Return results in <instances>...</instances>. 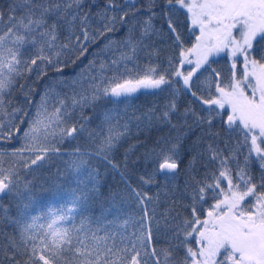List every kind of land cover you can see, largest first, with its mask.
I'll return each instance as SVG.
<instances>
[{"label": "snow or ice", "instance_id": "snow-or-ice-1", "mask_svg": "<svg viewBox=\"0 0 264 264\" xmlns=\"http://www.w3.org/2000/svg\"><path fill=\"white\" fill-rule=\"evenodd\" d=\"M134 4L135 0H124L123 5L117 0H106L104 10L98 13L104 21L103 27L96 32L104 35L116 31L117 20L121 25L126 24L130 12L134 15ZM82 5L83 0H14L4 29L0 30V106L3 105L2 94L13 85L14 77L34 69L43 74L45 65L61 71L65 65L60 59L62 50L70 46L78 50L79 56L87 52V43L94 42L97 37L89 32L90 13L80 14ZM157 7L167 23L168 34L173 37V55L168 58V67L161 71L158 65L149 63L142 73L133 75L125 63L128 73L125 75L103 61L99 65L91 61L95 72L89 73L91 79L87 89L73 91L68 98L58 97L51 111L48 110V95L42 96L35 118L23 133L25 144L11 153L17 157V163L6 168L0 162V194L15 190L21 179L20 167L28 171L33 166H42L49 154L59 153L58 144L86 130L85 124L71 121L77 110L81 119L86 120L83 109L94 107L101 98L130 96L141 88L170 90L172 98L156 118L171 124V116L178 114V123L173 127L200 128L209 139L199 155L207 158L205 167L209 162L217 165L212 171H206L203 179L193 175L190 182L186 181L185 189H190L191 203L186 205L191 210L190 216L182 225L170 224L174 218L170 217L169 210L157 219L155 208L149 210V201L158 203L159 193L152 197L131 188L141 215L128 213L121 219L124 214L113 203L117 214L112 219H106L108 210H105L94 220L83 216L78 226L69 228L65 222L81 199L76 197L67 213L63 209L50 211L47 223L38 226L39 231L31 230L37 228L36 221L40 217L20 225L19 241L11 238L8 244L0 247L4 257L0 264H4L5 259L8 264H264V51L258 53L254 47V42L259 43L258 37L264 40V0H162L159 5L157 0H146L144 10L149 16L140 27V38L129 37L123 41L127 50L112 59L111 65L136 58L138 49L144 46V38L157 31L152 24ZM118 8L117 16L115 10ZM179 10L186 14L189 31L195 35L191 47L185 46L172 20ZM78 17L83 40L73 31ZM64 25L68 28L69 43L60 44L58 30ZM72 35H75L74 41ZM29 50L32 55L22 59L24 52ZM224 52L230 63L229 74L224 76L212 69L201 82V70L211 67L209 58ZM155 55L157 52L153 49L149 56ZM238 64L242 66V73ZM185 65L191 67L186 69ZM109 72L112 74L108 75ZM181 94L190 97L183 112L176 103ZM197 102L202 106L199 111L194 107ZM113 119L112 113L106 112L104 130L96 133L100 136L96 154H104L106 159V154L127 129V124L122 130L118 122L113 124ZM217 119L221 128L213 131ZM222 134L236 138L227 153L218 144ZM12 135L9 131L8 137ZM89 136L93 133L89 132ZM0 138H3L2 133ZM180 139L166 141L156 151L153 171L140 177L142 184L154 183L157 174L177 171ZM200 142H204L203 136L194 143ZM225 146L228 147L227 141ZM24 152L32 155L25 157ZM76 152L79 153V149ZM240 155L244 156L243 164L239 161ZM253 156L261 170L259 183L249 170ZM196 159L195 155L191 157L190 168L194 169ZM233 160L235 168L231 165ZM19 161H23L22 165ZM86 163L81 154L78 162L73 161V168L78 171ZM172 178L166 175V179ZM209 192L214 202L202 211L201 202H207ZM162 228H172L173 235L183 239L175 247L170 243L158 245ZM180 248H183L182 254ZM17 254L23 259H18Z\"/></svg>", "mask_w": 264, "mask_h": 264}, {"label": "trees", "instance_id": "trees-1", "mask_svg": "<svg viewBox=\"0 0 264 264\" xmlns=\"http://www.w3.org/2000/svg\"><path fill=\"white\" fill-rule=\"evenodd\" d=\"M161 2L162 0H157L158 5ZM13 3L14 0H0V15H2L0 30L4 29ZM117 3L123 5L124 0H117ZM145 4L146 0H135L132 8L134 15L130 12L126 24L121 25L117 20L116 31L99 35L96 29L102 28L104 21L100 19L98 13L104 10L106 0H83L80 14L90 13L89 32L97 37L94 42L87 43V52L79 56L78 50L70 46L62 50L63 54L60 59L65 62V65L62 66L61 71L45 65L43 74H38V70L34 69L31 73L25 72L22 76L14 77L13 85L2 94L3 105L0 106V133L3 136L0 138V153H3V156H0V162L4 167L7 168L12 163H17V157L12 156L11 153L25 144L23 133L28 129L29 122L35 118L41 97L48 95V110L51 111L58 97L68 98L71 97L73 91L79 92L87 89L91 79L89 73L95 72V68L90 66L91 61H94L96 65L103 61L119 72H124L125 75L128 74L125 72V63L127 68L132 70L133 75L142 73L149 63L158 65L161 71L168 67V58L173 55V37L168 34L167 23L159 15V7L155 10L157 15L152 18L153 27L157 31L144 38V46L138 49L136 58L119 65H111L112 59L118 57L121 51L127 50L123 41L129 37L140 38V27L149 16V13L144 10ZM119 12V8L115 10L117 16ZM16 14L19 15V12ZM172 20L185 46L191 47L195 41V35L189 31L186 14L183 10H179L173 14ZM60 23L63 25V21ZM75 25L74 33L81 35L79 17ZM58 32V43H69L67 25L61 27ZM71 39L74 41L75 35H72ZM81 40H83L82 35ZM257 40L259 43L254 42V47L259 53L264 51V40H260L259 37ZM153 49L156 50L157 55L149 56ZM31 55V50L25 51L22 59ZM209 63L211 67L206 66L207 71L201 70V82L205 81L212 69L220 71L224 76L229 74L230 63L226 52L210 57ZM241 64H238V70L242 73ZM189 67L191 66L185 65L186 69ZM111 74V72L108 73V75ZM212 90L214 92V86ZM206 92L205 89V94ZM171 98L170 90L163 92L147 90L117 99L101 98L95 102L94 107L83 109V116L87 118L86 120L81 119L80 111L77 110L72 115L71 121L85 124L86 130L78 133L74 139L70 138L58 144L59 153L49 154V159L42 166H33L28 171L20 167L21 179L15 190L10 194H0V247L8 244L11 238L19 241L20 225L31 223L33 216L40 217L42 224H46L50 211L63 209L66 212L76 197H81V199L77 201L75 213L66 225L69 228L73 225L78 226L83 216H89L94 220L104 214L105 210H108L106 219H112L117 214V209L112 207L113 203L124 214L121 215V219H124L128 213L141 215L142 212L137 208L136 200L131 195V188L140 189L152 197H156L159 193L158 203L149 201V210L155 208L157 219H161L164 212L169 210L170 217L174 218L170 220V224L182 225L183 220L190 216L191 211L186 207L191 203L188 195L190 189L187 191L185 189L186 181L190 182L193 175L196 179H203L205 172L212 171L217 165L209 162L205 167L207 158L199 155L205 149L206 141L209 139L200 128L189 129L179 125L173 127L172 125L178 123V114L171 116V124L156 118ZM189 100L190 97L183 94L176 98L180 112H183ZM194 107L199 111L202 106L197 102ZM109 111L114 116L113 124L118 122L122 130L127 124V129L116 142L115 147L106 154V159L104 154H96L97 145L100 143V136L96 133L103 132L104 114ZM150 115L151 118H149ZM191 122L189 118V123ZM220 128L221 125L217 119L214 121L213 131H218ZM9 131L13 133L11 138L8 137ZM89 132H92L93 136H89ZM201 136L204 142L194 143ZM177 137L181 138L177 171L157 174L154 183L142 184L140 177L147 176L153 171L156 151L164 146L166 141L176 142ZM226 141L228 147L225 146ZM235 142L236 138L225 137L222 134L218 144L227 153ZM76 149H79V153ZM81 154L87 163L76 171L73 168V161L78 162ZM22 155L30 157L32 154L24 152ZM193 155L197 157L194 169L189 166ZM239 161L243 164V155L239 156ZM19 163L22 165L23 161ZM113 164L116 165L115 168ZM231 165L235 168L236 161L233 160ZM249 170L259 183L261 170L254 156L253 162L249 164ZM166 175L174 178L166 179ZM224 187H227L226 182H224ZM206 200V203L201 202L202 211L214 202L211 192ZM182 239V236L177 238L173 235L172 228L167 230L162 228L158 245L170 243L175 247ZM179 253H183V248L179 249ZM17 258L23 259L19 254ZM0 259H4L2 253H0ZM4 264H8L6 259Z\"/></svg>", "mask_w": 264, "mask_h": 264}, {"label": "rangeland", "instance_id": "rangeland-1", "mask_svg": "<svg viewBox=\"0 0 264 264\" xmlns=\"http://www.w3.org/2000/svg\"><path fill=\"white\" fill-rule=\"evenodd\" d=\"M197 32H198V30H197ZM214 56H216V55H214ZM212 57H213V56H212ZM147 90H155V89H144V88H141V89H139L137 92L133 93V94L130 95V96L136 95V94H138L139 92L147 91ZM122 97H126V96H122ZM122 97H120V98H122ZM115 99H117V98H115ZM66 213H67V211H66ZM74 213H75V212H72V213L69 214L71 218H70L68 221L65 222V226L71 221V219H72ZM33 217H37V216H33ZM48 219H49V215H48L47 221H48ZM42 222H43V221H42L41 218H40L39 220H37V221H36L37 228L34 229V230L38 231V230H39V227H38V226H39L40 224H42Z\"/></svg>", "mask_w": 264, "mask_h": 264}]
</instances>
